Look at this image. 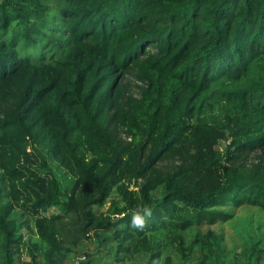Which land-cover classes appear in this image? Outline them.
<instances>
[{"label":"trees","instance_id":"1","mask_svg":"<svg viewBox=\"0 0 264 264\" xmlns=\"http://www.w3.org/2000/svg\"><path fill=\"white\" fill-rule=\"evenodd\" d=\"M227 206L264 210V0H0V264L23 229L22 264H68L93 237L153 264L158 232L227 264L222 235L185 239Z\"/></svg>","mask_w":264,"mask_h":264},{"label":"rangeland","instance_id":"2","mask_svg":"<svg viewBox=\"0 0 264 264\" xmlns=\"http://www.w3.org/2000/svg\"><path fill=\"white\" fill-rule=\"evenodd\" d=\"M127 90L130 94L139 97L141 83H139L133 76L128 75L126 77ZM119 136L126 139V135L119 133ZM225 144H221L219 148H224ZM260 152H255L251 155V160H254L259 156ZM43 156L47 160L49 166L52 168L55 175L61 179V174L58 171V166L53 159L43 151ZM173 165V161H165L160 164L161 167L168 168ZM60 171H63L61 169ZM64 187V186H63ZM155 195L160 196L161 191ZM113 197L117 200V193H113ZM122 206V204H119ZM110 207V202L103 208H96L100 212H105ZM227 214L231 215V219L227 222H217L213 225L204 223L199 227H194L188 234L185 235L187 243L194 238L198 233L206 234L208 231H212L215 234L223 236V248L228 254L227 264H238L235 260V256H239L243 251L250 248L251 244L255 241H259V248L264 249V210L251 206H243L241 208L224 207L221 208ZM52 213V211H51ZM21 233L24 234L22 253L17 258V264H22L23 259L28 260L30 257L27 255L26 246L27 239L31 233L28 230L23 229ZM112 234V233H109ZM103 236V235H102ZM155 236V242L158 243V248L155 253L160 252L161 257L158 262L153 264H200L201 253L199 250L195 252L193 257L188 261H183L177 254L175 247L167 245L165 241L166 232H158ZM116 243L111 241H104L100 243L98 239L92 238L90 240L82 241L74 253L68 258L67 263L70 264L75 258L82 255L87 256V260H91L94 264H148V260L151 258V254H135L125 255L124 260L115 261ZM260 264H264V253L260 254Z\"/></svg>","mask_w":264,"mask_h":264},{"label":"clouds","instance_id":"3","mask_svg":"<svg viewBox=\"0 0 264 264\" xmlns=\"http://www.w3.org/2000/svg\"><path fill=\"white\" fill-rule=\"evenodd\" d=\"M145 214L147 216H151V212L148 210H145ZM131 226L137 229H143L145 226L144 216H141L139 213L134 214L132 217Z\"/></svg>","mask_w":264,"mask_h":264},{"label":"built area","instance_id":"4","mask_svg":"<svg viewBox=\"0 0 264 264\" xmlns=\"http://www.w3.org/2000/svg\"><path fill=\"white\" fill-rule=\"evenodd\" d=\"M86 260H87L86 255H82V256H80V257H78V258H75V259L72 261V263H70V264H83Z\"/></svg>","mask_w":264,"mask_h":264}]
</instances>
